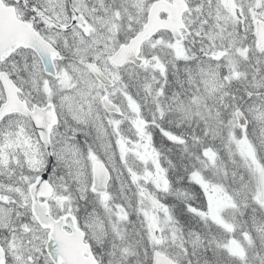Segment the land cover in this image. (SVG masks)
<instances>
[{"label":"snow or ice","instance_id":"snow-or-ice-1","mask_svg":"<svg viewBox=\"0 0 264 264\" xmlns=\"http://www.w3.org/2000/svg\"><path fill=\"white\" fill-rule=\"evenodd\" d=\"M0 264H264V0H0Z\"/></svg>","mask_w":264,"mask_h":264}]
</instances>
